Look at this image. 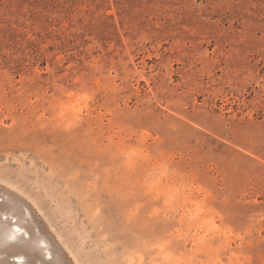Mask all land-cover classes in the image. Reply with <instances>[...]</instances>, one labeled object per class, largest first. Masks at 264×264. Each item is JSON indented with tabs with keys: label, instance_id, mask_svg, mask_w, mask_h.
Segmentation results:
<instances>
[{
	"label": "rangeland",
	"instance_id": "obj_1",
	"mask_svg": "<svg viewBox=\"0 0 264 264\" xmlns=\"http://www.w3.org/2000/svg\"><path fill=\"white\" fill-rule=\"evenodd\" d=\"M0 183L60 264H264V0H0Z\"/></svg>",
	"mask_w": 264,
	"mask_h": 264
},
{
	"label": "bare ground",
	"instance_id": "obj_2",
	"mask_svg": "<svg viewBox=\"0 0 264 264\" xmlns=\"http://www.w3.org/2000/svg\"><path fill=\"white\" fill-rule=\"evenodd\" d=\"M14 186L8 185L7 188L0 189V197L3 195L2 197L6 199L0 203V264H36L35 262L38 261L42 264H60V260H63L62 256H70L71 250L67 246L64 248V245L61 246L58 241L59 236L48 232L49 223L46 221L48 223L46 224L45 218L39 215L42 211L39 209L40 206H37V202L32 200V197L26 196L28 201L21 197L18 193L22 191L19 192ZM12 190H16L18 193ZM13 218L16 221L20 219L18 223L28 227L26 235H18L14 229ZM59 238L61 239V237ZM39 243H43V246ZM42 253L46 256L42 257ZM31 256L37 257V260H29L28 257ZM16 258L23 262L12 261ZM75 263L71 260L68 261V264Z\"/></svg>",
	"mask_w": 264,
	"mask_h": 264
},
{
	"label": "water",
	"instance_id": "obj_3",
	"mask_svg": "<svg viewBox=\"0 0 264 264\" xmlns=\"http://www.w3.org/2000/svg\"><path fill=\"white\" fill-rule=\"evenodd\" d=\"M15 261L18 262V263L23 262L22 260H20V259H18V258H16Z\"/></svg>",
	"mask_w": 264,
	"mask_h": 264
}]
</instances>
